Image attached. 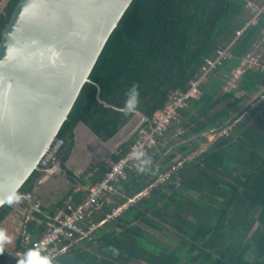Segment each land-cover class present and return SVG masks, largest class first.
I'll list each match as a JSON object with an SVG mask.
<instances>
[{
    "label": "trees",
    "instance_id": "obj_1",
    "mask_svg": "<svg viewBox=\"0 0 264 264\" xmlns=\"http://www.w3.org/2000/svg\"><path fill=\"white\" fill-rule=\"evenodd\" d=\"M2 1L0 41L20 0H8L1 10ZM250 1H132L91 72L90 78L100 85V92L95 83L86 82L58 134L63 140L57 153L59 163L74 186L58 205L41 204L33 210L15 250L0 246V264H25L24 252L30 245L25 244V236H30L31 243L41 237L45 222L57 214L59 207L64 209L68 201L81 203L87 199L88 190L77 189L80 181L86 184L88 178L95 184L110 170L112 164L91 163L76 176L67 167L79 122L104 141L120 132L137 111L148 118V128L157 111L163 110L178 91L188 92L191 83L199 79L200 93L188 97L171 120L182 131L184 142L192 143L169 141L172 152L168 156L163 146L155 154H151V148L148 164L145 158L115 182L123 195L114 202L104 199L101 207L86 213V229L106 220L91 233L92 239L72 244L55 258L39 260L44 264H129L134 260L140 264H264V96L254 106L244 105L245 98L236 96L239 91L253 94L261 89L264 64L245 69L239 88L223 90L232 70L264 37V7L253 23ZM221 51H226V56L219 58ZM218 58L202 81L210 61ZM240 107L247 113L235 123L244 111ZM228 126L230 130L224 132ZM211 130L222 134L207 149L187 158L212 137ZM168 131L167 127L163 134L156 133L155 140L165 142ZM139 136V131L135 132L112 160L126 156ZM143 168L147 170L140 173ZM164 174L174 182L156 184ZM44 175L46 172L35 170L19 196L0 207V225L15 203L26 207L22 195L33 192ZM179 186L197 195L185 194ZM150 187L147 195L135 199L119 216L109 218L116 208ZM150 229L174 231L179 247L174 239L171 244L164 232L161 239L153 237Z\"/></svg>",
    "mask_w": 264,
    "mask_h": 264
},
{
    "label": "water",
    "instance_id": "obj_2",
    "mask_svg": "<svg viewBox=\"0 0 264 264\" xmlns=\"http://www.w3.org/2000/svg\"><path fill=\"white\" fill-rule=\"evenodd\" d=\"M132 1L18 2L0 41V207L39 169L85 83L100 92L91 72Z\"/></svg>",
    "mask_w": 264,
    "mask_h": 264
},
{
    "label": "built area",
    "instance_id": "obj_3",
    "mask_svg": "<svg viewBox=\"0 0 264 264\" xmlns=\"http://www.w3.org/2000/svg\"><path fill=\"white\" fill-rule=\"evenodd\" d=\"M226 56V51L220 52V57ZM219 58L216 61H210V70L215 64L219 62ZM205 75L202 76V78ZM201 79L193 81L191 83V89L186 92L178 91L173 100L163 109L155 113L154 119L145 129L146 132L139 133V139L132 146L131 151L118 161H115L110 170L105 175L104 179L91 184L83 189L88 190L89 194L87 199L81 203H74L68 201L66 207L60 213L55 216H49L45 222L46 231L40 235L41 237L36 238L31 243V238L26 235L24 242L26 245V252H24V263H31L37 259H52L59 254L65 253L68 248L83 239H92V232L103 226L106 220L98 223H92L86 229L84 225L86 222V213L93 207H101L102 202L107 196L116 192L115 182L119 181L122 177H126L128 169L134 168L147 157L148 152L152 148L149 137H153L155 141V134H163L164 130L167 129L171 120L176 117L177 109L185 105V100L190 96H197L200 93L199 83ZM148 118L146 117V121ZM145 121V122H146ZM63 144V140L56 138L52 146L45 152L42 157L39 170L49 172L55 163H59L58 151ZM52 171V170H51ZM50 171V172H51ZM22 201L28 204L27 210H31L39 207V204L35 202L34 192H28L22 195ZM109 200V199H107ZM20 202L15 203L14 205ZM111 216V215H110ZM23 235L24 232H23ZM68 241V243H63ZM62 244H64L62 246Z\"/></svg>",
    "mask_w": 264,
    "mask_h": 264
},
{
    "label": "rangeland",
    "instance_id": "obj_4",
    "mask_svg": "<svg viewBox=\"0 0 264 264\" xmlns=\"http://www.w3.org/2000/svg\"><path fill=\"white\" fill-rule=\"evenodd\" d=\"M8 0H3L1 2V10L3 9V7L5 6V4L7 3ZM264 7V0H251L249 2V11L250 13L253 14V18L251 20V22L255 23L257 21V16H258V13L263 9ZM251 54L250 55H247L244 59H243V62L242 64L238 67V68H235L232 70V73L230 75V79L225 83L224 85V88L223 90L224 91H231L233 89H236V88H239V82H240V78H241V75L242 73L245 71V69L247 68H260V66H262L264 64V37L256 44V46L254 47V49L250 52ZM211 70V69H210ZM208 72H205L204 75H206ZM207 75L205 77H203L204 79L202 81H204L206 79ZM260 90V91H259ZM257 92L253 93V94H246L245 92L243 91H239L237 92L236 96H240V97H244L245 100H246V103L244 105H248V104H252V106H254L256 103H258L260 101L261 98H263V91H264V85L261 86V89H259ZM243 105V106H244ZM244 110L243 111V114L235 121V123L237 121H239L240 119H242L245 114L247 113V110L244 108V107H240L239 110ZM146 116H144L142 113L140 112H136V115L134 116V118L130 121V123L125 127V132H124V138L123 139H129L135 132L139 131L140 133V130L141 132H146L145 129L143 128H146ZM172 122H170L169 126H168V129L169 131L166 133V135L168 136L167 137V140L165 142H161L159 143L158 140H153V137H149V140H150V143L152 144V151H151V154H155V153H158L160 151V147L163 146V148H165V151H164V155L165 156H168L169 154H171L172 152V148L170 146H168V143L169 141L171 140H175L177 139V141L179 142V144H181L182 142H184V138L181 136L182 135V131L178 128H176V126H174ZM230 126H228L226 128V130L224 132H228L230 130ZM213 131V135L211 138H209L207 141H203L202 143H200V145L196 148L195 151H193L187 158L191 159L193 158L194 156L198 155L200 152H202L203 150L207 149L210 144L220 135L222 134V132L220 133H214L215 130H211ZM207 132L203 133V135H206ZM118 135V134H117ZM188 142V141H187ZM187 142H184V143H187ZM189 143H192V142H189ZM189 143H187L189 145ZM156 145V146H155ZM155 146V147H154ZM154 147V148H153ZM82 155H84L83 158H86L88 157L87 154H84V153H81ZM180 155V154H178ZM152 156V155H151ZM148 157L146 158L145 160V164H148L149 161L152 160V157ZM98 158V154L97 153H94V156L92 157V159L90 160V162L92 161H97ZM106 160L105 162L109 165L113 164L114 161L111 159V158H108V159H104ZM185 160V159H183ZM102 161V160H101ZM182 162V161H181ZM58 167L57 169V172H60L62 171V168L61 166H59V163H55L54 166L51 168V170L54 168V167ZM60 167V168H59ZM176 169L178 168L177 166L175 167ZM175 168L173 170H175ZM50 170V171H51ZM143 170H147V169H141L140 170V173L143 171ZM49 171V172H50ZM47 172V173H49ZM87 182L86 184H83L82 182L78 183V186L79 188H84V187H87L89 184H91L89 182V179L87 178L86 179ZM160 182H168V183H172L174 182L173 179H171L169 177V174H164V175H160L159 178L157 179L156 181V184L157 183H160ZM68 186H72V182L70 181L68 183ZM179 188L181 189V191H183V193L185 194H194V195H197L196 193H193V192H188V191H184L183 187L179 186ZM151 187L146 189L145 191H143L141 194H139L138 196H136L135 198L133 199H129L128 203L125 204L122 208H121V211H118L119 213H121L123 211V209H126L128 207V205L135 201V199H139L140 197L142 196H145L149 193ZM190 196V195H189ZM193 197V196H192ZM195 198V197H194ZM51 201V199H49ZM49 201V202H50ZM25 207H21V208H18V209H15L13 208L12 212L14 210H16L15 212L17 214H20V216L16 215L14 218L17 220V225L16 226V222L15 224L12 226L9 225L10 229L11 230V233H10V236H8V242H7V246L9 248L10 251H13L15 250L14 247L16 246V242H17V239L20 237V235L24 232V226H25V223L32 218V213L28 212V215L26 217V211H27V206H26V211L24 209ZM23 210V211H22ZM32 210V209H31ZM11 212V213H12ZM25 212V214L23 213ZM31 215V216H30ZM23 221L22 225H21V222ZM139 224V223H138ZM20 228H21V232H20ZM151 230V229H150ZM164 232L166 233L167 235V239L170 237V240L169 242L171 244H173L171 242V239H174L176 242H177V246L176 247H179V241L175 238V234H174V231H170V230H167V229H163V230H154L152 229L149 233L153 236V237H157L159 239H161V233ZM20 234V235H19ZM12 238H14L12 240ZM129 264H140V261L139 260H134V261H131Z\"/></svg>",
    "mask_w": 264,
    "mask_h": 264
},
{
    "label": "crops",
    "instance_id": "obj_5",
    "mask_svg": "<svg viewBox=\"0 0 264 264\" xmlns=\"http://www.w3.org/2000/svg\"><path fill=\"white\" fill-rule=\"evenodd\" d=\"M125 127L123 129H125ZM123 129L117 133L118 135L116 134L110 140L104 141L87 124H85L84 122H79L78 125L75 127V131H74L75 132V145H74L72 153H71V155L67 161V167L76 176H80L84 171H86V169L89 167V165L91 163L101 164V163L106 161L104 159H108V158L112 159L113 154H116V152H118V149L120 148V146L128 140L127 138L123 139L124 138L123 137L124 132H125V130H123ZM81 153L87 154L88 157L83 158L84 155H82ZM94 153L98 154L99 159H97V161H95V162L94 161L90 162V160L94 156ZM57 169H58V167L55 166L50 173L44 175L38 181L36 187L34 188V191H33L34 192V199H35V202L39 204V206H41V204H43L45 206H51L54 204L58 205V202H60V200H62V198L68 193L70 188H72L74 186V183L69 179L67 172L64 170L57 172ZM85 179H87V178H85ZM70 181L72 182V186H68V183ZM89 182L91 183L90 179H89ZM89 185H91V184H89ZM77 189H79V186H77ZM122 195H123L122 192L116 190V192L107 196L106 199H109L111 201L118 196L121 197ZM49 199H51V201ZM110 201H108V202H110ZM113 202H114V200H113ZM127 203L128 202H126L123 205L116 208L114 210V213L111 216L109 215V218L119 216L121 213H119L118 211H121V208ZM22 206L25 207L23 205V203L19 204V205L16 204V205H14V208L18 209V208H21ZM26 206L28 207V204ZM24 209L26 211V207ZM18 210H20V209H18ZM63 210H64L63 207H59L57 210V213H60ZM15 211L16 210H14L12 213H10L8 215V217L0 225V246H2L3 248H5L7 250H9V248L7 246V242H8L7 237L10 236V233L12 230V229H10L9 225L12 228V226L16 222V226H18L17 220H16L17 218L15 219L14 217L16 215L20 216V214H17ZM28 212L31 213V210L29 209L26 211V217L29 216ZM23 213L25 214V212H23ZM22 223H23V221L21 222V225H22ZM20 232H21V228H20ZM13 239L14 238H12V240Z\"/></svg>",
    "mask_w": 264,
    "mask_h": 264
},
{
    "label": "clouds",
    "instance_id": "obj_6",
    "mask_svg": "<svg viewBox=\"0 0 264 264\" xmlns=\"http://www.w3.org/2000/svg\"><path fill=\"white\" fill-rule=\"evenodd\" d=\"M59 165H60V163H59ZM38 170H39V169H38ZM49 173H50V172H49ZM46 174H48V173H46ZM31 264H44V262L41 261V260H39V259H37V260L32 261Z\"/></svg>",
    "mask_w": 264,
    "mask_h": 264
}]
</instances>
